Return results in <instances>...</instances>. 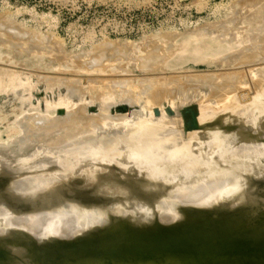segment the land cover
I'll use <instances>...</instances> for the list:
<instances>
[{"label":"rangeland","instance_id":"1","mask_svg":"<svg viewBox=\"0 0 264 264\" xmlns=\"http://www.w3.org/2000/svg\"><path fill=\"white\" fill-rule=\"evenodd\" d=\"M254 2L256 4L255 6H253ZM249 3H252L253 5ZM248 21L250 24L248 23ZM242 25L244 27H242ZM0 31V36L6 33L11 34V37L15 38L13 39L14 41L8 38L6 39L7 41L0 39V68H2L0 69V77H2L3 79V75L5 73V78L3 79L5 80L6 78H9L6 73L14 70L13 77L17 74V76H15L14 78H17L19 80V82L18 80H15L14 86L11 87L14 89L10 88L8 90H4V92L2 88H0L1 136L3 138V141L6 142L9 139H15V141H18L20 136L22 135L20 138L21 141L19 140L20 142H16L15 147L17 148L14 147L15 149H18L15 151L16 154L11 152L7 154L6 158L0 155V164L3 165H0V207L5 205L8 208V213H5L3 215L0 214V229L3 227L7 228L8 230L15 228V224L12 223L11 220H9V216H12L13 214V216H15V214L20 215V213L22 212H36L43 207H50L53 204L52 199L53 193L55 192L57 194H60V198L64 203H61L62 206L60 204L61 207H63V205L65 204L72 203L76 205L79 203V205L76 206H79L80 208L86 206L87 209L86 207L83 208L86 211H88L90 208L91 211L89 210V213H91L93 209V212L91 213L93 216L82 222L81 227H79V233H77L78 236L74 239H67L66 236L63 239L64 235L60 236L62 234L61 224L57 222L54 223V225L47 227L46 231H48L50 235H45L43 237L44 239L35 237L31 233V228L28 227H26L25 229H21V231L19 232H12L10 230L8 232L6 231L3 234L0 233V247L5 248L8 251L7 256H0V264H173L170 258L171 252L166 248L168 246H172L175 248L185 247L180 255H183L185 257L186 255H184L183 252L185 250L190 251L191 255L190 253L187 254L188 257L190 256V260L194 259L195 261L197 259L195 262L193 261L194 264H198L199 262V264H235L238 260L242 259L245 256L252 263L264 264V248L262 250L250 249L252 247H255L254 244L256 242V244H258L259 240L264 237V132H262L264 131V114H260L264 113V111L260 112L264 110V106L263 104H260L259 106V104L255 102V97L259 95H256L257 93H259V89H256L257 87L254 84L250 73V70H252V66L253 68H255L254 65H258L256 66L257 68L264 65V58L260 59L259 61L255 59L256 55L253 53L255 52L257 54L256 51L258 50L247 52L248 54L251 53V55H254H248L249 57L245 56L244 51H239V53L238 51L236 52V49H239V46L237 45H239L240 43L244 42V44L242 43L239 50H241V48L245 46L243 50L245 49L246 51V47H250L249 44L253 41H256L254 40V36L259 34L257 35L259 38L263 37L260 35H264V0H0ZM20 31L21 33H19ZM239 35L242 36L241 38L243 39V41L239 40L241 39L238 38L240 37ZM248 36L249 38H253V41H251ZM186 39L188 40L187 42H190L185 43ZM191 39L193 40L192 43ZM245 39H247V41ZM9 40L13 41L14 46L12 45V43L9 44ZM230 40L233 44L229 45V48L227 44ZM248 40L251 42H249ZM3 41H5V43ZM17 41L18 45L16 43ZM259 41L261 40H258L257 42ZM226 42L228 43L226 44ZM246 42H249L248 45L246 44ZM219 43L220 47H217ZM221 43L223 47L221 46ZM183 44L185 46L186 44H188L189 46L187 45L186 47H183ZM46 45L48 47H46ZM118 45H120V47ZM211 45H216L213 46V48L216 50H209V48L212 47ZM226 45L228 48H225ZM231 46H235V48L233 49V47ZM50 48L55 51H51ZM96 48L101 53H97L98 50ZM106 48L108 51L106 50ZM153 48L157 51H155ZM178 48L179 50H182L179 51L177 50ZM188 48L190 49L188 50ZM218 48L219 50L218 52H216ZM220 48H223L225 50H222ZM49 49L51 52L48 51ZM122 49H125L126 52H124L125 50L122 51ZM230 49L233 53H231ZM176 50L177 53L175 52ZM203 50H206V52L208 53L211 50H214L216 58L214 57V54H209V56L207 53L208 56L204 55L206 52ZM228 50H230L229 53H231L232 56H230L231 54L227 52ZM113 51H117L116 54ZM223 51L225 52L224 55L222 54ZM234 51L236 53H234ZM91 52L95 53L92 54ZM102 52L105 55L107 53L106 56L109 55L108 57H112V59L109 60V58L106 57L107 61L109 60L108 62L105 59L106 63H99V66L97 63L95 64L93 62L95 64L94 65L92 63V57H94L95 55L99 57L100 54H103ZM151 52H156L160 57L162 56V58H160L161 61L159 59H156L160 62L156 63V61H153L151 62L152 64H149V66L153 64H159L157 65L158 67L155 66L156 69L152 68L154 67L153 65L151 67L152 70H146V67H144V70L142 68V65L139 66V64L141 63L140 56L143 57V55L146 56V54L148 56V54H150ZM96 53L99 55H97ZM241 53L243 54L239 58V55ZM180 54L183 56V58ZM200 54H202L203 56H201ZM236 54L238 56V59L240 60L234 58ZM163 55L165 56V58L163 57ZM227 55L230 57V60L225 59L227 58ZM200 56L203 57L204 60ZM205 56L207 58H205ZM250 56L252 58L255 57L254 59L257 63L254 59V61L251 60L252 58H250ZM218 57H220L221 60ZM241 57H243V59L250 58V61H252L253 63L251 62L250 64V61H248L247 59L246 60L248 62H245L246 60L241 61ZM180 58H182L183 60ZM233 58L234 60H232ZM162 59H169L167 60L169 65L174 64L175 62L177 65L174 64L173 66H170L172 67L170 68L167 61L164 60L163 62ZM179 60L180 62H178ZM240 61L241 63H244L241 64ZM259 63H263V65H259ZM238 70L245 71V75L243 74L242 77L246 76L247 79L243 78V81L245 79L247 81L245 80V82H243L241 80L242 78L240 79L242 82L240 83L244 84L241 87V85L238 83L240 85L238 87L239 89H237L236 91L235 88V91L237 92V99L235 98L236 102H234V99L232 100V102L238 105L242 104V106H244L245 108L246 106L250 109L256 107V110L255 108H253L255 110V114L252 113L253 117L249 115L250 113H248L247 111L246 113L243 112L244 115L241 116L240 114L242 112H240L239 115L238 112H233V116L231 117V119L229 118L232 113L228 115L229 117H227L226 115L225 118H223L225 123L227 120L226 125L225 123L223 124V121L218 125H216V123L209 122L208 126L210 129H206L205 131H203L204 135H202L201 133L202 137H199V141H196L197 145L195 144V142L193 143L194 145L192 144L193 146L190 145V147H188V145H186L188 148H185L189 152H187L186 154L182 151L184 153L183 154L182 152H180L182 155L178 153L180 157H178L179 155L176 156V151H174L172 148L170 149V147L168 146L170 143H167L165 145L162 142L166 147H169V151L168 149H162L163 147H165L164 145L163 147H159V149L163 150L165 153L157 151V147L156 149L154 148L157 143V139L156 143L154 142L155 145L149 149L150 151H146L147 154H145L146 152H144L143 150H140L141 152L138 151L139 147H143V144H141L144 143L143 141L145 138L143 136L145 135L147 137L148 132L143 131V134L141 132L140 136L139 134L136 135L134 138L138 140H135L133 136H130L131 133L129 135V133L127 132L132 130L133 126L137 127V125L145 124L146 121L148 122V120L144 121L143 118L146 119L145 116L148 115V118L156 116L155 118L160 119V115L162 116L166 106V112L168 111L169 113H171L173 117L176 114V118L178 117L182 120L180 124L177 123L172 126H180L183 129L189 128L190 131H192V128H196L198 130L199 128H201V125L199 124L198 119L197 122L199 126L198 124H196V120L194 121V116H196V118L198 117L197 113L200 112L199 108L202 103L199 104L200 101L197 97H199V94L202 95L203 91L205 94L206 90H208V87L210 86L209 82H206V80H204V77L201 78L202 76L200 74L204 75L205 73H207L205 74V77L206 75H209V77L210 75L217 77V75L220 74V77H214L216 80H218V78H221V75L224 72H227L224 74H228V71H234L235 73H237ZM2 71H4V73ZM188 74L191 75V80L186 79ZM196 74H198V76L202 80H204V83L199 77V81H197ZM158 75L162 78L161 80H166L161 81L160 78L157 77ZM192 75L196 76L193 77ZM235 75L233 76L234 79L236 77ZM143 76L144 78H149V76H152L154 78L156 77L160 80L159 83L162 82V84H166L167 87L172 81L169 80L168 82V76H175V79L180 76L178 81H180L181 79V84L183 83V86L180 85L181 88H178L180 86H176L178 85L176 83L180 84V82H177V79H174V83H172V81V85L170 84L169 86H175V88H173L174 90L172 91L173 93L174 91L176 93H174V96L173 93L169 94L167 96V99L164 98L163 100V102H167L169 105L162 102V107L160 106L161 104H157V106L155 105V108L149 109V112L148 108L144 107L146 106V103H142L145 101L144 96H142V94L140 93V88L134 91L135 93H137L136 96L133 97H135L136 99L142 97L143 100L141 101V99H131L135 102L134 105L133 102L129 100L132 94L130 96H128L129 94L125 95L129 97H125L126 100L118 96L117 98H121L124 100H122V102L121 99H118V101H116V96L114 97L116 99H114L115 101L113 100V98L110 99V101L108 102L110 103L113 100L112 102L114 105H112L111 102L110 104L112 106H110L109 103H107L106 106L110 107V109L108 108V111L111 116H114L115 114H122L129 119L134 118L129 123H132V121L135 120L133 123H137V125H133L132 123L133 126L130 127L131 129L129 128L130 130L126 131V129L130 125L129 123L126 127L122 122L118 121L116 122V126L115 122L113 121L114 125L116 126L115 127L112 124V120H110L107 123L112 124V126L114 127V129L113 127L112 129L114 131L110 130L111 127L109 125L111 124H108L107 127L105 125L104 129L95 128L91 133V136L93 137L88 139L86 138L90 143L87 144L86 142L88 141L84 139L86 142H82L83 148H79L80 146L82 147V145L75 147L73 144L74 150H72V146H68L71 148L70 151L68 150V147L66 148V146H63L62 149L51 148L42 140H40L38 136L32 137V139L29 138L30 136H26L25 132H29V129L27 128L29 124L39 126L35 122L33 117L36 119L44 118L42 117L43 115L40 116V114L42 113L45 116V114L47 113L46 111L48 110L47 107H50V109L54 112H52V118H55L57 116H66L67 112L70 110V108H68V101H72L70 104L72 107H80L84 105L87 106V108H85L88 114H97L101 112V107L103 105L102 102L101 104H99L101 100H98L97 96L108 89V86L102 85L105 80L107 81L110 79L113 80L120 78H129L132 79V81L134 80L132 84L136 87H133L137 88L140 83L139 81L137 82V79H139V77L142 78ZM237 76L239 77V72L237 73ZM182 77H184L187 81H182L184 79H182ZM188 78L190 79V76ZM75 80L78 82L74 83ZM190 82L192 84H190ZM195 82H200L199 85H201V87L198 85V83H196V85ZM16 83L20 84L18 85ZM207 83L209 85H207ZM162 84L160 83V85ZM203 84L205 85L203 86ZM164 85L162 87L166 86ZM74 86L77 87L75 88ZM140 86L141 85H139V87ZM119 87L121 88L120 85ZM182 87H185L186 89L187 87H191L192 89L196 87L195 90L199 94L195 95L196 92H194L191 88L187 89V92L189 90H192L191 93L193 94L191 95H193V98L191 97L190 92H188L189 94L185 92V98H189V101L188 98L186 99L187 101L183 99L186 103L185 104L182 100V98L185 96V93L182 94L180 90L183 89ZM206 87L208 89H206ZM178 89L182 95L177 92ZM199 89L202 91V94L200 93ZM210 90L211 87L208 91ZM135 93L133 95H135ZM178 93L179 95H177ZM170 95L174 97L172 100L177 99L179 101V99L181 98L182 103L180 104V102L175 100L174 103H172V101L170 102V104L168 102L171 101ZM260 95L264 97V94ZM63 96L68 99L66 102L68 103L67 105L65 104L66 99L65 101H63ZM175 96L178 98H176ZM122 97L124 96L122 95ZM69 98H71V100H69ZM60 99H62L63 102L61 101L60 103ZM193 99L199 102L196 103L195 101H193ZM58 100L59 103L63 106L59 103H57V105L60 106L56 105V102H58ZM191 100L193 102H191ZM253 100H255L254 103L256 104V106L255 104L253 106ZM50 101L52 102V104H48V102L50 103ZM54 101L55 106L53 105ZM137 101H140V104ZM164 104L165 106H163ZM175 106L176 108L177 106L179 107L177 109L178 111L175 109ZM258 107H261L263 109H258ZM194 112L196 113L195 115ZM134 113L136 114L134 115ZM187 114L189 115V117ZM256 114H258L259 116ZM185 115L189 119H187ZM191 116L193 117V119ZM237 117H239L237 119L238 121L240 118H245L243 119V121L245 120V123L243 121L241 122L240 119L239 122L241 123L239 124V122L236 120ZM246 118L249 120H247ZM251 118H253V120ZM140 119L143 121H141ZM183 119L185 121H183ZM257 120L259 121L255 122ZM19 121L22 125L26 124L25 126H23L26 127L23 128L24 134H22V131L16 132V129L22 126L18 123ZM150 121L151 120H149L150 125H153L154 122L156 123L155 120L151 122ZM234 121L238 123L236 124L234 123ZM253 121L254 124H256L255 126L253 124ZM247 122H249L251 125ZM68 124L69 123L64 125L67 126ZM221 124L226 127H223V125L221 127ZM241 125L243 127H241ZM169 126L172 127L171 125ZM252 126L254 127L253 129ZM159 127L164 128V124L163 126L160 125ZM106 128L110 129L106 130ZM167 128L168 127L165 126L164 129ZM236 128L240 131L236 130L235 132ZM26 129L27 131H25ZM254 129H257V131H255ZM214 130H218V132L216 133V131ZM250 130L254 131L252 133H249L251 132ZM185 131L187 132L188 129H186ZM259 131L261 135L260 133H258ZM9 132H14V135L10 137ZM61 132L62 131L56 132L55 136H63L64 132ZM218 133L219 135H217ZM229 133L232 134L230 135ZM128 135L132 137V143L129 142L131 139H128ZM227 135L232 138L234 137L237 140L234 138L232 139ZM252 136H255L256 139L253 137V140H250ZM24 138H26V141ZM113 138L116 141H112V143L110 140H112ZM38 139L39 141H37ZM227 139L230 140L227 141ZM22 140L24 141V143L22 142ZM213 140H215L214 145ZM105 141L108 143V145L107 143H105ZM109 141L112 143V145L111 143H109ZM161 141L163 140L161 139ZM91 142L93 143L95 148L99 147V149L95 150ZM203 142L204 144H202ZM242 142L248 145L250 144L248 142H251L252 145L250 144L249 146H245L243 149H241L243 145ZM20 143L23 144V146L21 145L22 147L20 146ZM84 143H86L87 145L84 146ZM114 143H116V146L114 145ZM158 143L161 144L160 140ZM158 143L156 146H158ZM261 144H263V146ZM195 145L196 147H198L197 149L196 147H194ZM18 146L22 148H20V150L22 151H19ZM160 146H162V144ZM107 147H112V149H107ZM215 147H217L218 149ZM232 147L236 149L234 150L232 149ZM248 147V152L252 150L249 152L250 154L247 152V150H245ZM14 148H12V151L15 150ZM151 149L154 151L153 153ZM166 150L168 151V153L171 152L170 150L176 152V155L173 153V155H175L176 157L171 155V158L169 156L170 159H167L168 156ZM179 150L181 151V149ZM259 150H262L263 153ZM95 151H97L96 154ZM142 151L144 152V154L142 153ZM241 151H243V153H241ZM118 152L121 153L119 154ZM137 152L139 156L137 155ZM251 152H253L254 155ZM155 153L160 154L156 155ZM203 153H205V155ZM131 154L134 156H132ZM164 154L167 157L164 156ZM227 154L230 158L227 157ZM8 155L10 157H8ZM109 155L112 156L111 159L109 158ZM151 155H153V157ZM214 155L217 156L214 157ZM252 156L254 159L252 158ZM172 157H175L173 158L174 160L172 159ZM184 158L187 159L185 160ZM194 159H196V161ZM152 160L154 161V163ZM160 163L162 164L160 165ZM195 163H197V166L194 165ZM201 165H203V167ZM195 166L198 169L194 168ZM234 170L236 173L239 172L238 175L233 172ZM213 173L215 175L218 173L216 176H220L221 174L226 175L234 173L236 177L240 178L241 176L244 178H240L242 179L240 180L236 179L235 177L234 182L232 181V183H230L231 185L229 186H234V189H229L230 191L232 189V192H235V194L233 193L230 195V193L227 192L228 195L224 194V196L220 198V201L222 200V198L224 199L221 202L218 200V202L215 203L214 206H212L213 208L211 207L210 209L201 210L195 206L194 208H192V206L189 205H185V207L188 206V208H185L183 207V204L178 202V192L180 191V189H182L181 193H183L186 191L183 187L187 189L192 186H197L206 181L207 178L210 179L211 177H214ZM62 174L63 177H61ZM29 175L31 176L29 177ZM41 175H49L50 177L54 176L52 177L53 179L57 177L55 185L53 184V181L56 179L52 180L51 182L53 186H51L50 188L52 189L49 188V185L48 187H46L45 191L42 190V192H40L38 190L37 194L35 193V195H33V192L31 193V191L28 190L27 193H24V191L26 190L23 191L22 189H20L23 192L19 191L16 182L19 183L21 181H24L25 179L27 180L29 178L41 177ZM254 175L257 176L254 178ZM245 178L248 183L245 181ZM201 179L203 181H201ZM91 180H93V182ZM242 186L246 187L242 188ZM105 187H107L109 190H107V188ZM113 187L115 188L113 189ZM239 189L242 191H239V193H237ZM254 189H256L257 191ZM80 193L85 194L84 198H80ZM133 199L136 200L133 201ZM228 201L231 203H229ZM139 202L141 203L140 206ZM111 203H113L114 205ZM169 203L180 205H175L177 207L175 208L176 214H181L180 209L182 210V208H184L181 212L184 213L185 209H187L186 211H188L189 209L190 215L188 214L189 216L185 219H179L178 221H176L177 223L175 222L165 227V225L159 223V215H161L163 211H165V206H169ZM223 203H225V205ZM144 204L145 206L149 205L150 209L153 208L151 214L153 213L152 216L155 217V221L153 219V221L151 220L149 222H141L144 218V211H136V209L137 205L141 208L144 206ZM130 208H132V210ZM100 209H102L103 211ZM176 209L179 210L178 213ZM191 211H193V214L191 213ZM224 211L228 212L223 213ZM121 212H124V214H122ZM214 213H216V215H213ZM221 213L222 216H219L221 215ZM121 214L123 217L121 216ZM191 214L194 215L193 219ZM104 215L105 222H109V224H97L100 223L97 220L102 221L104 219L102 218L104 217ZM132 217H135L134 220ZM140 217L142 219H140ZM141 223L143 226L140 225ZM165 228H168L171 232L162 234V229ZM58 232H61L60 235L58 234ZM57 236L60 238H58ZM153 240H157V242H155L152 248L137 250V248L132 247L134 243L141 242L142 244H146V242H151ZM161 245L166 247L160 248L159 246ZM119 247L121 248L122 253H118L120 252L118 250ZM199 247H204V249L202 250ZM200 256L202 257L200 258ZM182 260L184 259L177 258L178 263H180ZM190 262L192 261H188V263Z\"/></svg>","mask_w":264,"mask_h":264},{"label":"bare ground","instance_id":"2","mask_svg":"<svg viewBox=\"0 0 264 264\" xmlns=\"http://www.w3.org/2000/svg\"><path fill=\"white\" fill-rule=\"evenodd\" d=\"M249 4H252V3H249ZM253 5V4H252ZM256 4H255V2H254V5L253 6H255ZM249 9V8H248ZM246 12H247V10H246ZM251 14H252V12H251ZM242 15V14H241ZM249 15V14H248ZM250 18V17H249ZM242 19H243V17H242ZM241 19V20H242ZM241 23V22H240ZM248 23H249V21H248ZM250 24V23H249ZM242 27H244L243 25H242ZM247 27V26H246ZM249 28V27H248ZM251 28V27H250ZM20 29V28H19ZM215 29H216V26H215ZM21 30V29H20ZM23 30V29H22ZM228 30V29H227ZM235 30H238V29H235ZM254 30V29H253ZM24 31V30H23ZM234 31V30H233ZM240 31V30H239ZM212 32V31H211ZM260 32V31H259ZM0 33H1V31H0ZM19 33H21V31L19 32ZM231 33V32H230ZM244 33V32H243ZM247 33V32H246ZM255 33V32H254ZM258 33V32H257ZM241 34V33H240ZM257 35H259V34H257ZM254 36L255 38H254V40H256V41H253V38H249V36H248V38L249 39H251V41H253L252 43H250L249 44V46L250 47H248L247 45H248V43L249 42H251V41H249V42H246V51H245V49L243 50V48L245 47V46H243L242 48H241V50H239L240 49V47H241V45H242V43L244 44V42H242V43H240L239 45H237V46H239V49H236V52L238 51V53H239V51L240 52H242V51H244L245 53V56L246 57H249L248 55H251V53H247V52H251V51H256V50H258V51H256L257 52V54L254 52H252L253 54H255L256 56V58L255 57H251V56H254L253 54L250 56V58H252L251 60H253L254 58L257 60V61H259L260 59H262V58H264V35H260V36H263L261 39L258 37V36ZM225 36V35H224ZM240 36V35H239ZM252 36V35H251ZM175 37V36H174ZM196 37H197V35H196ZM198 37H199V35H198ZM237 37V36H236ZM242 36H240V37H238V38H241ZM247 37V36H246ZM245 37V38H246ZM257 37V38H256ZM11 39V40H13V39H15V38H12L11 37V34H6V33H4V34H2V36H0V39L1 40H5V41H7L6 39ZM237 38V39H238ZM244 38V37H243ZM247 38V39H248ZM259 38V39H258ZM247 39H245L246 41H247ZM11 40H9L8 42H9V44H11L12 43V45L14 44L13 43V41H11ZM16 40H17V38H16ZM110 40V39H109ZM239 40H241V41H243V39L241 38V39H239ZM244 40V41H245ZM258 40H261V41H259V42H257ZM5 41H3L4 43H5ZM114 41V40H113ZM188 40L186 39V42L185 43H189V42H187ZM195 41V40H194ZM196 41H197V39H196ZM231 41V40H230ZM230 41H228V42H226V44L229 46V45H232L233 43H232V41L230 42ZM240 41V42H241ZM193 42V40L191 39V43ZM17 43V45H18V41L16 42ZM28 43V42H27ZM184 43V44H185ZM0 44H1V41H0ZM183 44V47L185 46ZM234 44H235V42H234ZM31 45V44H30ZM188 44H186V46H187ZM220 45V43L217 45V47H220L219 46ZM227 45H226V47L225 48H228L227 47ZM14 46V45H13ZM113 46V45H112ZM119 47H120V45H118ZM185 46V47H186ZM189 46V45H188ZM192 46V45H191ZM190 46V47H191ZM212 46V45H211ZM213 46H216V45H213ZM213 46L211 47V48H209V50L210 49H214L213 48ZM221 46H222V43H221ZM225 46V45H224ZM34 47V46H33ZM43 47H45V46H43ZM46 47H48L47 45H46ZM50 47V46H49ZM105 47V46H104ZM116 47V46H115ZM125 47H126V45H125ZM128 47V46H127ZM151 47V46H150ZM158 47V46H157ZM193 47V46H192ZM223 47V46H222ZM231 47H233V46H231ZM35 48V47H34ZM37 48V47H36ZM159 48V47H158ZM180 48H182V47H180ZM229 48H230V46H229ZM235 48V46L233 47V49ZM238 48V47H237ZM44 49V48H43ZM51 49V48H50ZM50 49L48 50V51H50ZM54 49H55V47H54ZM97 49V48H96ZM101 49H102V47H101ZM126 49V48H125ZM124 49V50H125ZM147 49H148V47H147ZM154 49V48H153ZM185 49V48H184ZM190 48H188V50H189ZM208 49V48H207ZM206 49V50H207ZM220 49H222V50H225V49H223V48H220ZM98 50V49H97ZM104 50H105V48H104ZM106 50H107V48H106ZM117 50V49H116ZM123 49H122V51H124ZM155 50V49H154ZM167 50V49H166ZM177 50H179V48L177 49ZM177 50L175 51L176 53H177ZM182 49H180L179 51H181ZM187 50V51H188ZM206 50H203V51H205L206 52ZM214 50H216V49H214ZM214 50H211L209 53L208 52H206L204 55H206V56H208L209 54L210 55H213L215 52H214ZM218 50H219V48L217 49V51L216 52H218ZM221 50V51H222ZM231 50V49H230ZM230 50H228L227 52L229 53L230 52ZM51 51H55V50H52L51 49ZM50 51V52H51ZM95 51V50H94ZM108 51V50H107ZM121 51V50H120ZM148 51V50H147ZM152 51V50H151ZM155 51H157V50H155ZM185 51V50H184ZM220 51V52H221ZM49 52V53H50ZM104 52V51H103ZM102 52V53H103ZM109 52H110V50H109ZM113 52H115V51H113ZM117 52V51H116ZM116 52H115V54H116ZM124 52H126V50L124 51ZM235 51H234V53H236ZM48 53V52H47ZM56 53H57V51H56ZM92 53V52H91ZM93 53H95V52H93ZM92 53V54H93ZM97 53H101V52H99V50L97 51ZM96 53V54H97ZM105 53V52H104ZM100 54V56L98 57V56H94V57H92V63L94 62L95 64L97 63L98 65H99V63H104L105 62V59H106V61H107V58H109V60H111L112 59V57H108V56H106L107 55V53H106V55L105 54ZM182 53H184V52H182ZM203 53V52H202ZM207 53H208V55H207ZM224 51L222 52V54L224 55ZM231 53H233L232 52V50H231ZM231 53H229V54H231ZM246 53H247V55H246ZM222 54H221V58H222ZM242 54L243 53H241L240 55H239V58H240V56H242ZM97 55H99V54H97ZM114 55V54H113ZM112 55V56H113ZM181 55V54H180ZM201 56H203L202 54H200ZM209 55V56H210ZM219 55V54H218ZM226 55V54H225ZM146 56H147V54H146ZM146 56H144L143 55V57L142 56H140V62L142 63H140L139 64V66L140 65H142L143 67V69H144V67H146L145 69L146 70H152V68L153 69H156L155 68V66L156 67H158L157 65H159V64H153L154 65V67H152L153 65H150L149 66V64L151 63V62H155L156 61V63L157 62H160L161 60H160V58H162V56L160 57L159 56V54L158 53H156V52H151L150 54H148V56L146 57ZM200 56V57H201ZM205 56V58H207ZM230 56H232V54L230 55ZM235 56V55H234ZM236 56H237V54H236ZM234 57L235 59L237 58V60H240V59H238V56L237 57ZM244 56V55H243ZM62 57V56H61ZM107 57V58H106ZM163 57L165 58V56L163 55ZM181 57L183 58V56L181 55ZM214 57L216 58V55L214 54ZM224 57V56H223ZM116 58V57H115ZM134 58V57H133ZM137 58V57H136ZM135 58V59H136ZM143 58V59H142ZM171 58V57H170ZM169 58V59H170ZM182 58H180V59H182ZM202 59H203V57H201ZM214 58V59H215ZM218 58H220V57H218ZM221 58H220V60H221ZM230 57L227 55V58H225V59H228V60H230L229 59ZM232 58V57H231ZM234 58L232 59V60H234ZM242 58V60L241 61H244V60H246V59H243V57H241ZM245 58V57H244ZM250 58H248L247 60L248 61H250ZM62 59V58H61ZM117 59H119V58H117ZM134 59V60H135ZM156 59H159V60H156ZM169 59H162L163 60V62H164V60H169ZM254 59V60H255ZM108 60V61H109ZM183 60V59H182ZM201 60V59H200ZM204 60V59H203ZM236 60V61H237ZM245 61V62H248V61ZM253 60V61H254ZM256 60H255V62H256ZM80 61V60H79ZM107 61V62H108ZM174 61V60H173ZM207 61V60H206ZM241 61H240V63H241ZM263 61H264V59H263ZM262 61V62H263ZM178 62H180V60L178 61ZM183 62V61H182ZM181 62V63H182ZM222 62V61H221ZM223 62H224V60H223ZM228 62V61H227ZM251 62L252 61H250V64H251ZM93 63V64H94ZM106 63V62H105ZM138 63H139V61H138ZM167 63H168V61H167ZM170 63H172V62H170ZM181 63H179V64H181ZM242 63H244V62H242ZM241 63V64H242ZM253 63V62H252ZM257 63V62H256ZM94 64V65H95ZM152 64V63H151ZM174 64H176V62L174 63ZM174 64H170L169 65V63H168V65H169V67L170 66H173ZM178 64V65H179ZM223 64V63H222ZM261 63H259V65H260ZM177 65V64H176ZM237 65V64H236ZM240 65V64H239ZM245 65V64H244ZM261 65H263V63L261 64ZM100 66V65H99ZM256 66H258V65H256ZM256 66L254 65V67L255 68H253V66L251 67L252 68V70H250V73H251V76H252V79H253V81H254V84L256 85V89H259L258 91H259V93H257L256 95H258V96H256L255 97V99H256V101L255 100H253L252 102H253V106H254V101L257 103V104H259V106H260V104L262 105L263 104V106H264V97H262L260 94H264V65L263 66H260V67H257L256 68ZM107 67V66H106ZM152 67V68H151ZM234 67H235V65H234ZM239 67V66H238ZM4 68V67H3ZM123 68V67H122ZM141 68V69H142ZM149 68V69H148ZM151 68V69H150ZM170 68H172V67H170ZM0 69H2V68H0ZM125 69V68H124ZM144 69V70H145ZM241 69V68H240ZM4 70V69H3ZM8 70V69H7ZM102 70V69H101ZM104 70V69H103ZM9 71V70H8ZM14 71V70H13ZM13 71L11 70V71H9V72H7L6 74L9 76V78H6L5 80H3L4 78H5V73H4V71H2L3 73H4V75H3V79H2V77H0V88H2V90L4 91V90H8V89H10L11 87H13L14 86V82H15V80H18L17 78L15 79L14 77L15 76H17V74L13 77ZM125 71V70H124ZM129 71V70H128ZM222 71H224V70H222ZM234 71H236V70H234ZM234 71H230V72H234ZM244 73H243V72ZM242 71H237V73L239 72V77L237 76V73H230L229 71H228V74H224V73H227V72H224L222 75H221V78H218V80H220V81H218V80H216L214 77H216V76H212V75H210V77H209V75L207 76L206 75V77H205V74H207V73H205L204 75H202V74H200L202 77L201 78H203L204 77V80H206V82H209V84H210V86L208 87L209 89H210V87H211V90L210 91H208L209 89L206 87V89H208V90H206L205 88V90H206V92H208V93H206L205 92V94H204V91H203V94L201 93L202 91L200 90V93L203 95H200L196 90H195V88H191V87H187V89H192L194 92H196L195 93V95L196 94H199L198 96L199 97H197L198 99H199V104L200 103H202L201 104V106H200V108H199V111L200 112H198L197 114H198V117L196 118V116H194L195 117V119H194V121L196 120V124H198V122H199V124L201 125L200 127L201 128H199L198 130L196 129V128H192L191 130L192 131H190V129L189 128H185V129H183L182 127H180V126H172V125H174V124H180L181 122H182V120H181V118H176V114H175V118L171 115V113H169L168 111L166 112V106H165V104L167 103H165V102H163V100H164V98H166L167 99V96L169 95V94H172L173 93V91L172 90H174L173 88H175V86H169L170 84L172 85V83H174V79H175V76L173 77V76H171V77H169L168 76V82H169V80L172 82H170L169 83V85H168V87H167V85L165 86L164 84H162V82H160L162 85H160V83H159V81L162 79L161 77H159V75L157 76L158 78H160V80L158 79V78H154V77H150L149 76V78L147 77V78H144V76L142 77V78H140L139 77V79H137V82L139 81L140 83H139V85H141L140 87H139V85H138V87L137 88H134V87H136V86H134L133 84H132V82L134 81H132V79H129V78H127V79H125V78H120V79H113V80H111L110 78H108V79H110V80H105L104 82H103V86H108V89L106 90V91H104V92H102V93H100V95H98L97 96V99L99 100H101L100 101V103L99 104H101V102L103 103V105H102V107H101V112H99V113H97V114H93V115H90V114H88L87 113V111H86V108H87V106H80V107H76V106H71L70 104H71V102L72 101H68V103H69V106H68V108H70V110L67 112V114H66V116L65 117H62V116H57V117H55V118H52L53 117V111L50 109V107H47L48 108V110L46 111L47 113L45 114V116H44V114H40V116L41 115H43L42 117H44V118H34L33 117V119L35 120V122L39 125V126H35V125H33V124H29L28 126H27V128L29 129V132H27V133H29V134H27L26 132H25V134H26V136L28 135V136H30L29 138H31L32 139V137H35V136H38L39 138H40V140H42L45 144H47L49 147H51V148H55V149H62L63 148V146H66V148L68 147V146H72L71 148H73V144H74V146L75 147H78V146H80V145H82V147L80 146L79 148H83V141L84 142H86V141H88L87 139L88 138H91V137H93V136H91L92 134V131H94V129L95 128H101V129H104V127H105V125H106V127H107V125L108 124H111V123H107L108 121H110V120H112V124L114 125V123H113V121L115 122V125H116V122H118V121H120V122H122L126 127L128 126V123L129 122H131V120L132 119H134V118H132V119H129L128 117V119L125 117V115L123 116L122 114H120V115H114V116H111L110 114H109V111H108V108L110 109V107H107L106 105H107V103H109L108 101H110V99H112L113 98V100L115 99L114 97L116 96V101H118V99H121V98H124L125 100H126V98L125 97H127V98H129L128 96H130L131 94V98L129 99L130 101H132V100H138V99H141V101L143 100L142 99V97H140V98H135V97H133V96H136V93L134 92V91H136V89H138V88H140V93L142 94V96H144V101L145 102H142V103H146V106H144L145 108L147 107L148 108V112H149V109H153V108H155V105L157 106V104H161L160 106L162 107V104L163 103H165L163 106H165V111H163L164 113L162 114V111H161V114H162V116L160 115V119L158 118H155L156 116H154V117H151V118H148V115L147 116H145L146 117V119L145 118H143L144 119V121L145 120H148V122L146 121L145 122V124H142V123H139V124H142V125H137V123L135 124V123H133L135 120H133L132 121V123H133V125H137V127H135V126H133L132 125V123H129L130 125H129V127L126 129V131L127 130H130L131 128V126H133V128H132V130H130L129 132H127V133H129V135H130V133H131V135L130 136H133V138L136 136V135H138L139 134V136H140V134H141V132H142V134H143V131H147L148 132V135H147V137L144 135L143 137L145 138L144 139V143H141V144H143L142 146L143 147H141V148H143V149H141L140 147H139V152H141L140 150H143L144 152H146V151H148L151 147H153L154 145H155V143H156V139H157V143L159 142V140H160V143L162 144V146H160L161 144H159L158 143V146H156L157 145V143H156V145L154 146V148L156 149V147H157V151H159V152H163V153H165L163 150L164 149H168V151H169V147H170V149L172 148L174 151H176L177 152V155H176V152H174V151H172V150H170L171 152H172V154H171V152L170 153H168V151L166 152L167 153V156L164 154V156H166L167 157V159H170L171 158V155L172 156H178L179 154L178 153H180V152H184V153H186L187 154V152H189L185 147H187L186 145H188V147H190V145H192L194 142H195V144H196V141H199V137L201 138L202 136H201V133H202V135H204L203 133V131H205L206 129L208 130V129H210L209 128V122H212V123H216V125H218V124H220L222 121H223V124L225 123L224 122V120H223V118H225V116L227 115V117H229L228 115H230L231 113H232V115L230 116V118L229 119H231V117L233 116V112H238V115L240 114V112H245L246 113V111L248 112V113H250L249 115H251L252 116V113L253 114H255V110H256V107H253V108H255V110L252 108V109H250L249 107H247L246 106V108L244 107V106H242V104L241 105H238V104H235V103H233L232 102V100L234 99V102H236L235 101V98H236V94H237V89H239L238 87L241 85V87H242V85L244 84H241L242 82H241V80L243 81V78H246V76H244V77H242L243 76V74L245 75V71L244 70H242ZM16 72V71H15ZM242 72V73H241ZM249 72V71H248ZM129 73V72H128ZM213 73V72H212ZM215 73V72H214ZM218 73V72H217ZM222 73V72H221ZM247 73V72H246ZM250 73H249V75H250ZM123 74H124V72H123ZM126 74V73H125ZM180 74V73H179ZM197 75V81H199V79H198V74H196ZM196 75H194V76H196ZM217 75V74H216ZM236 76L235 77V79L233 78V76ZM248 75V74H247ZM8 76H6V77H8ZM182 76V75H181ZM190 76V79L188 78ZM193 76V75H192ZM193 76V77H194ZM212 76V77H211ZM133 77V76H132ZM146 77V76H145ZM164 77V76H163ZM192 77V78H193ZM217 77H220V74L219 75H217ZM216 77V78H217ZM249 77V76H248ZM107 78V77H106ZM137 78V77H136ZM179 78H180V76H178L176 79H177V82H180V84L179 83H176V84H178V85H176V86H183V83L181 84V79H180V81H178L179 80ZM184 77H182V79H183ZM200 78V77H199ZM200 78V79H201ZM242 78V79H241ZM96 79V78H95ZM175 79V80H176ZM187 80H191V75H189L188 74V76H187V78H186ZM185 78L182 80V81H184V80H186ZM241 79V80H240ZM247 79V78H246ZM245 79V80H246ZM55 80H57V79H55ZM64 80V79H63ZM67 80V79H66ZM77 80V79H76ZM75 80V82L74 83H76V82H78V81H76ZM78 80H80V79H78ZM164 80H166V79H164ZM164 80H161V81H164ZM186 80V81H187ZM202 80V79H201ZM204 80H202V82L204 81ZM245 80L243 81V82H245ZM249 80V79H248ZM61 81V80H60ZM247 81V80H246ZM18 82H19V80H18ZM65 82V81H64ZM80 82V81H79ZM167 82V83H168ZM201 82V81H200ZM199 82V83H200ZM241 82V83H240ZM20 83H22V82H20ZM20 83H16V84H20ZM135 83H136V81H135ZM165 83H166V81H165ZM196 83H198V82H195V84ZM199 83H198V85H199ZM204 83V82H203ZM240 85H239V84ZM185 84V83H184ZM190 84H192L191 82H190ZM202 84V83H201ZM208 83H207V85H209ZM246 84H247V82H246ZM245 84V85H246ZM119 85L121 86V88L119 87ZM165 86V87H162V86ZM174 85V84H173ZM188 85V84H187ZM197 85V84H196ZM205 84H203V86H204ZM237 85V86H236ZM250 85H252V84H250ZM120 88H118V87ZM134 86V87H133ZM181 86L180 87H178V88H181ZM186 86V85H185ZM190 86V85H189ZM192 86V85H191ZM200 87H201V85H199ZM33 87V86H32ZM75 87V86H74ZM77 87V86H76ZM75 87V88H76ZM251 87V86H250ZM79 88V87H78ZM177 88V87H176ZM183 88V87H182ZM199 88V87H198ZM235 88H236V91H235ZM11 89H14V88H11ZM80 89V88H79ZM135 89V90H134ZM183 89H184V91H183ZM183 89H180L181 90V93L183 94V93H185V92H187L186 90V88L184 87ZM1 90V91H2ZM82 90V89H81ZM81 90H78V91H81ZM192 90H189L188 92H190V95L191 94H193V93H191V91ZM198 90V91H199ZM138 91V90H137ZM171 91V92H170ZM183 91V92H182ZM257 91V92H258ZM5 92V91H4ZM7 92V91H6ZM170 92V93H169ZM177 92H179V89H178V91ZM187 92V93H188ZM236 92V93H235ZM240 92V91H239ZM77 93H79V92H77ZM135 93V95H133ZM140 93H138V94H140ZM174 93H176L175 91H174ZM174 93H173V96H174ZM180 93V92H179ZM179 93L177 94V95H179ZM180 93V95H182ZM255 93H256V91H255ZM124 96V97H122V95ZM129 94V95H128ZM137 94V95H138ZM189 94V93H188ZM188 94H187V96H188ZM125 95H128V96H125ZM185 96L183 97V96H181V97H183L182 98V100L184 99L185 101H187L186 99L188 98H185L186 97V93L184 94ZM189 95V96H190ZM121 97V98H117V97ZM141 96V95H140ZM171 96V95H170ZM169 96V97H170ZM173 96H171L170 98H171V101H168L169 100V97H168V102L170 103V102H172V103H174L175 102V100H177V99H174V100H172L174 97ZM138 97V96H137ZM145 97H146V99H145ZM176 97V96H175ZM180 97V96H179ZM191 97L193 98V95H191ZM190 97V98H191ZM62 98H64V100L63 101H65V97L63 96ZM68 98V97H67ZM72 98V97H71ZM71 98H69V100H71ZM84 98V97H83ZM176 98H178V97H176ZM191 98V99H192ZM196 98V99H197ZM243 98V97H242ZM241 98V99H242ZM246 98V97H245ZM81 99V98H80ZM91 99V98H90ZM107 99H109V100H107ZM132 99V100H131ZM195 99V98H194ZM193 99V101H195L196 103H198L196 100H194ZM237 99V98H236ZM240 99V100H241ZM67 100L68 99H66V101H65V104L67 105L68 103H66L67 102ZM82 100H84V99H82ZM93 100V99H92ZM95 100V99H94ZM107 100V101H106ZM112 100V101H113ZM114 100V101H115ZM122 100L123 99H121V102H122ZM183 100V101H184ZM61 101H62V99H60V103H61ZM62 101V102H63ZM80 101V100H79ZM111 101V102H112ZM124 101V100H123ZM178 101V100H177ZM185 101H184V103H185ZM188 101H189V98H188ZM192 100H191V102H193ZM110 102V103H111ZM120 102V101H119ZM133 102V105H134V101H132ZM139 104H140V101H137ZM163 102V103H162ZM178 102H180V104L182 103V101H181V98L179 99V101ZM57 103H59V100H58V102H56V105H57ZM59 103V104H60ZM84 103V102H83ZM89 103V102H88ZM109 103V105L110 106H112V105H114L113 104V102H112V105ZM129 103H131V102H129ZM137 103V104H138ZM141 103V104H142ZM48 104H52V102L50 101V103L48 102ZM48 104H47V106H48ZM64 104V103H63ZM171 104V103H170ZM186 104V103H185ZM54 106H55V101H54V104H53ZM52 105V106H53ZM60 105H62V104H60ZM60 105H57V106H60ZM74 105H75V103H74ZM143 105H145V104H143ZM143 105H142V107H143ZM167 105H169L168 103H167ZM173 105V104H172ZM177 105V104H176ZM63 106V105H62ZM174 106V105H173ZM178 106H179V104H178ZM177 106V108H176V106H175V109L177 110L179 107ZM185 106V105H184ZM255 106H256V104H255ZM67 107V106H66ZM75 107V108H74ZM86 107V108H85ZM159 107V106H158ZM169 107V106H168ZM170 107H171V105H170ZM145 108H144V110H145ZM164 108V107H163ZM261 108V107H260ZM259 107H258V109H260ZM55 109V108H54ZM56 109H57V107H56ZM161 109V108H160ZM173 109V108H172ZM174 109V110H175ZM258 109H257V111H258ZM261 109H263V108H261ZM88 110V109H87ZM143 110V109H142ZM178 111V110H177ZM264 110H262V111H260V112H263ZM53 112V113H52ZM140 112H142V111H140ZM145 112H147V111H145ZM152 112V111H151ZM193 112V111H192ZM52 113V114H51ZM169 113V114H168ZM240 114V116L241 115H244V113L243 114ZM48 114H50V115H48ZM119 114V113H118ZM136 113H134V115H135ZM145 114V113H144ZM147 114V113H146ZM151 114V113H150ZM149 114V115H150ZM179 114H181V113H179ZM196 113L194 112V115H195ZM260 114H264V113H260ZM128 115V114H127ZM157 115V114H156ZM171 115V116H170ZM174 115V114H173ZM183 115V114H182ZM188 115V114H187ZM256 115H258V114H256ZM39 116V117H40ZM55 116V115H54ZM123 116V117H122ZM133 116V115H132ZM137 116H138V114H137ZM141 116V115H140ZM193 116V115H192ZM191 116V117H192ZM239 116V117H240ZM247 116H248V114H247ZM259 116V115H258ZM36 117V116H35ZM38 117V116H37ZM182 117V116H181ZM185 117L187 118V119H189L188 117H189V115H188V117L185 115ZM226 117V118H227ZM235 117H236V115H235ZM239 117H237L236 118V120L239 118ZM244 117V116H243ZM253 117V116H252ZM257 117V116H256ZM256 117H254V118H256ZM28 119H31V118H28ZM139 119V118H138ZM153 119V120H152ZM192 119H193V117H192ZM191 119V120H192ZM197 119H198V122H197ZM228 119V118H227ZM234 119V118H233ZM232 119V120H233ZM241 119V118H240ZM240 119H239V121H240ZM243 119H245V118H243ZM243 119H241V122L243 121ZM247 119V118H246ZM252 120H253V118H251ZM250 119V120H251ZM257 119H259V118H257ZM26 120V119H25ZM33 120V121H34ZM141 120V119H140ZM149 120H151V121H156V123L154 122L153 123V125H150L149 124ZM226 120V119H225ZM231 120V121H232ZM235 120V119H234ZM247 120H249V119H247ZM262 120H263V118H262ZM141 121H143V120H141ZM150 121V122H151ZM183 121H185L184 119H183ZM193 121V120H192ZM229 121V120H228ZM238 121V120H237ZM238 121V122H239ZM245 121V120H244ZM243 121V122H244ZM259 120H257V121H255V122H258ZM264 121V120H263ZM262 121V122H263ZM49 122V123H48ZM69 123L67 126L66 125H64V124H67V123ZM238 122H235L234 121V123H238ZM241 122H239V124L241 123ZM19 124H21V122L19 121L18 122ZM107 123V124H106ZM190 123V122H189ZM226 123H227V120H226ZM226 123H225V125H226ZM229 123V122H228ZM234 123H232V124H234ZM245 123V122H244ZM247 123H249V122H247ZM260 123V122H259ZM112 124L111 125H109L110 127H111V129L110 128H108V129H110V130H112V131H114L113 129H114V127L112 126ZM154 124H156V125H154ZM158 124V125H157ZM163 124H164V128H165V126L166 127H168L167 129H164V128H160L159 126L161 125V126H163ZM186 124H187V122H186ZM195 124V125H196ZM199 124H198V126H199ZM223 124H221V127H222V125ZM243 124V123H242ZM250 124V123H249ZM253 124H254V121H253ZM261 124V123H260ZM22 125V124H21ZM26 125V124H25ZM24 124L22 125V126H20V128H18V129H16V132H21L22 131V134H24L23 133V128H26V127H23V126H25ZM114 125V126H115ZM168 125V126H167ZM169 125H171L172 127H170ZM194 125V126H195ZM244 125V124H243ZM247 125V124H246ZM251 125V124H250ZM256 124H254V126H255ZM66 126V127H65ZM117 126V125H116ZM115 126V127H116ZM187 126H191V125H187ZM186 126V127H187ZM193 126V127H194ZM197 126V125H196ZM195 126V127H196ZM240 126V125H239ZM248 126V125H247ZM260 126V125H259ZM258 126V127H259ZM64 127H65V129H64ZM112 127H113V129H112ZM184 127H185V125H184ZM219 127V126H218ZM220 127V128H221ZM223 127H226V126H224L223 125ZM241 127H243L242 125H241ZM130 128V129H129ZM219 128V129H220ZM249 128V127H248ZM247 128V129H248ZM254 127L252 126V129H253ZM261 128V127H260ZM107 128H106V130H108ZM186 129H188V131L186 132L185 130ZM196 129V130H195ZM218 129V130H219ZM240 129V128H239ZM244 129V128H243ZM247 129H246V131H247ZM251 129V128H250ZM109 130V131H110ZM115 130H116V128H115ZM218 130H214V131H216V133L218 132ZM223 130V129H222ZM236 130H237V128L235 129V132H236ZM255 130V129H254ZM253 130V131H254ZM25 131H27V129L25 130ZM58 131H62V132H64L63 134V136H55V134H56V132H58ZM209 131H211V130H209ZM208 131V132H209ZM213 131V132H214ZM220 131V130H219ZM226 131V130H225ZM237 131H240V130H237ZM251 131V130H250ZM253 131H251V132H249V133H252ZM255 131H257V129L255 130ZM61 132V133H62ZM223 132V131H222ZM233 132V131H232ZM242 132V131H241ZM262 132H264V131H262ZM60 133V132H59ZM207 133V132H206ZM221 133V132H220ZM224 133V132H223ZM234 133V132H233ZM239 133V132H238ZM258 133H260V131L258 132ZM208 134H210V133H208ZM212 134V133H211ZM230 134V133H229ZM232 134V133H231ZM230 134V135H231ZM237 134V133H236ZM264 134V133H263ZM12 135H14V132H9V136L10 137H12ZM128 135V136H129ZM217 135H219V133L217 134ZM216 135V136H217ZM246 135V134H245ZM250 135V134H249ZM260 135H261V133H260ZM22 136V135H21ZM21 136H20V138H21ZM129 136V138L128 139H131L129 142H131L133 139H132V137H130ZM213 136V135H212ZM215 136V135H214ZM228 136V135H227ZM233 136V135H232ZM236 136V135H235ZM251 136V135H250ZM24 137H25V135H24ZM228 137H230V136H228ZM242 137V136H241ZM253 137L255 138V136H252V138L250 139V140H253ZM20 138H19V140H20ZM87 138V139H86ZM208 138V137H207ZM216 138V137H215ZM224 138H225V134H224ZM230 138H232V137H230ZM234 138V137H233ZM232 138V139H233ZM247 138V137H246ZM25 139V141H26V138H24ZM84 139H86V141L84 140ZM114 139V138H113ZM110 140L111 142L112 141H116L115 139L114 140ZM135 139V138H134ZM161 139L163 140V141H161ZM167 139V140H166ZM205 139H206V137H205ZM213 139H214V137H213ZM219 139V138H218ZM234 139H236V138H234ZM256 139V138H255ZM258 139V138H257ZM18 140V139H17ZM18 140V141H19ZM36 140V139H35ZM135 140H138V139H135ZM141 140V139H140ZM139 140V141H140ZM203 140V139H202ZM212 140V139H211ZM222 140V139H221ZM228 140H230V139H227V141ZM237 140V139H236ZM250 140H248V141H250ZM18 141H15V139L14 140H11V139H9L8 141H6V142H4L3 141V138H2V136H1V131H0V155L2 156V157H4V158H6V156H7V154H9V153H11V152H13V153H15L16 154V150H18V149H15V148H17V147H15V145H16V142H18ZM21 141V140H20ZM19 141V142H20ZM37 141H39V139L37 140ZM109 141V143H111ZM208 141H209V139H208ZM214 141L215 140H213V145H214ZM226 141V142H227ZM233 141V140H232ZM22 142L24 143V141L22 140ZM123 142H125V141H123ZM155 142V143H154ZM166 145L167 143H170L167 147L163 144V143ZM218 142V141H217ZM237 142H239V141H237ZM245 142V141H244ZM252 142V141H251ZM251 142H248V143H250L251 144ZM87 144L88 143H90L89 141L88 142H86ZM86 143H84V146L85 145H87ZM92 143V142H91ZM105 143H107L106 141H105ZM113 143V142H112ZM112 143H111V145H112ZM132 143V142H131ZM136 143V142H135ZM134 143V144H135ZM230 143H231V141H230ZM236 143V142H235ZM234 143V144H235ZM243 143V142H242ZM95 144V143H94ZM116 143H114V145H115ZM137 144V143H136ZM202 144H204V142L202 143ZM210 144V143H209ZM226 144H228V143H226ZM249 144V145H250ZM255 144V143H254ZM19 145V144H18ZM23 146V144L22 143H20V146ZM77 145V146H76ZM92 145H93V143H92ZM107 145H108V143H107ZM131 145V144H130ZM163 145L166 147H163ZM194 145V144H193ZM192 145V146H193ZM197 145V144H196ZM196 145L194 146V147H196ZM206 145V144H205ZM211 145H212V143H211ZM231 145V144H230ZM248 144H244L243 143V145H242V147H241V149H243L245 146H249ZM252 145V144H251ZM258 145V144H257ZM262 146H263V144H261ZM21 146V147H22ZM24 146H25V144H24ZM89 146H91V145H89ZM89 146H87V147H89ZM99 146V145H98ZM97 146V147H98ZM101 146V145H100ZM116 146V145H115ZM140 146V145H139ZM180 146V147H179ZM181 146H183V147H181ZM201 146V145H200ZM204 146V145H203ZM203 146H202V148H203ZM219 146H220V144H219ZM261 146V147H262ZM15 147V148H14ZM19 147V146H18ZM21 147H19V151H22V150H20V148ZM86 147V148H87ZM102 147V146H101ZM114 147V146H113ZM159 147H163L162 149L163 150H161V149H159ZM187 147V148H188ZM214 147V146H213ZM217 147H218V145H217ZM217 147H215V148H217ZM223 147V146H222ZM226 147V146H225ZM225 147H224V149H225ZM12 148H14L15 150L14 151H12ZM65 148V149H66ZM70 147H68V150L70 151V149H71ZM93 148L96 150V149H99V147L98 148H95V146L93 145ZM108 148H110V147H107V149ZM115 148V147H114ZM132 148V147H131ZM175 148V149H174ZM198 147H196V149H197ZM212 148V147H211ZM239 148V147H238ZM260 148V147H259ZM22 149V148H21ZM94 149H93V151H94ZM101 149V148H100ZM110 149H112V147L110 148ZM109 149V150H110ZM116 149V148H115ZM153 149V148H152ZM151 149V150H152ZM159 149V150H158ZM179 149H181V151L179 150ZM192 149V148H191ZM218 149V148H217ZM223 149V150H224ZM229 149V148H228ZM232 149H234V147H232ZM236 149V148H235ZM234 149V150H235ZM254 149H255V147H254ZM261 149V148H260ZM263 149V148H262ZM23 150H24V148H23ZM72 150H74V148L72 149ZM91 150H92V148H91ZM105 150H106V148H105ZM121 150V149H120ZM120 150H118V151H120ZM126 150V149H125ZM135 150V149H134ZM137 150V149H136ZM154 150V149H153ZM152 150V153L155 151H153ZM161 150V151H160ZM190 150V149H189ZM208 150V149H207ZM245 150H247V152H248V150H249V147L248 148H246ZM18 151V152H19ZM92 151V152H93ZM97 151H99V150H97ZM97 151H95V154H96V152ZM111 151V150H110ZM113 151V150H112ZM115 151V150H114ZM122 151V150H121ZM123 151H124V149H123ZM142 151V153L144 154V152ZM150 151V150H149ZM179 151V152H178ZM191 151V150H190ZM209 151V150H208ZM250 151H252V150H250ZM249 151V152H250ZM256 151V150H255ZM254 151V152H255ZM260 151V150H259ZM107 152V151H106ZM135 152V151H134ZM182 152V153H183ZM205 152H206V149H205ZM237 152V151H236ZM239 152V151H238ZM248 152V153H249ZM257 152H258V150H257ZM260 152H262L263 153V151L261 150ZM259 152V153H260ZM20 153V152H19ZM108 153V152H107ZM119 153V152H118ZM121 153V152H120ZM119 153V154H120ZM128 153V152H127ZM136 153V152H135ZM173 153L175 154V155H173ZM183 153V154H184ZM200 153H201V151H200ZM199 153V154H200ZM214 153V152H213ZM221 153H222V151H221ZM226 153V152H225ZM225 153H224V155H225ZM241 153H243V151H241ZM245 153V152H244ZM252 154H253V152H251ZM259 153H257V154H259ZM261 153V154H262ZM18 154V153H17ZM111 154V153H110ZM116 154V153H115ZM124 154V153H123ZM125 154H126V152H125ZM133 154V153H132ZM131 154V155H132ZM141 154V153H140ZM145 154H147V152L145 153ZM156 154V153H155ZM154 154V155H155ZM158 154H160V153H158ZM158 154H156V155H158ZM162 154V153H161ZM181 154V153H180ZM204 155H205V153H203ZM239 154V153H238ZM247 154V153H246ZM250 154V153H249ZM93 155V154H92ZM102 155V154H101ZM108 155V154H107ZM106 155V156H107ZM112 155V154H111ZM130 155V154H129ZM137 155H138V152H137ZM163 155V154H162ZM161 155V156H162ZM182 155V154H181ZM198 155V154H197ZM201 155V154H200ZM203 155V156H204ZM206 155H210V154H206ZM218 155V154H217ZM217 155H214V157L215 156H217ZM230 155V154H229ZM232 155H234V154H232ZM240 155H242V154H240ZM254 155V154H253ZM0 156V157H1ZM97 156V155H96ZM103 156V155H102ZM105 156V157H106ZM110 156V155H109ZM113 156V155H112ZM112 156H110L109 158L111 159V157ZM132 156H134V155H132ZM139 156V155H138ZM144 156V155H143ZM142 156V157H143ZM152 157H153V155H151ZM169 156H170V158H169ZM175 156V157H176ZM221 156V155H220ZM231 156V155H230ZM8 157H10L9 155H8ZM92 157V156H91ZM94 157V156H93ZM100 157V156H99ZM104 157V156H103ZM108 157V156H107ZM114 157H115V155H114ZM122 157H123V155H122ZM121 157V158H122ZM160 157V156H159ZM165 157V158H166ZM175 157H172V159L173 158H175ZM178 157H180V155L178 156ZM192 157V156H191ZM202 157V156H201ZM213 157V156H212ZM227 157H228V154H227ZM232 157V156H231ZM89 158V157H88ZM102 158V157H101ZM116 158H118V157H116ZM140 158V157H139ZM145 158V157H144ZM148 158V157H147ZM164 158V157H163ZM207 158H210V157H207ZM220 158V157H219ZM228 158H230V157H228ZM252 158H253V156H252ZM113 159V158H112ZM126 159V158H125ZM133 159H134V157H133ZM137 159V158H136ZM143 159V158H142ZM149 159V158H148ZM178 159V158H177ZM183 159V158H182ZM185 160L187 159V158H184ZM254 159V158H253ZM88 160V159H87ZM100 160V159H99ZM130 160V159H129ZM128 160V161H129ZM144 160V159H143ZM159 160V159H158ZM164 160V159H163ZM162 160V161H163ZM174 160V159H173ZM176 160V159H175ZM195 161H196V159H194ZM198 160V159H197ZM222 160H224V159H222ZM233 160V159H232ZM153 161V160H152ZM161 161V160H160ZM165 161V160H164ZM169 161V160H168ZM190 161V160H189ZM199 161H201V160H199ZM132 162V161H131ZM145 162H147V161H145ZM156 162H158V161H156ZM173 162V161H172ZM191 162V161H190ZM198 162V161H197ZM224 162H226V161H224ZM3 163V162H2ZM87 163V162H86ZM89 163V162H88ZM91 163H92V161H91ZM153 163H154V161H153ZM169 163V162H168ZM171 163V162H170ZM175 163V162H174ZM252 163H253V161H252ZM255 163V162H254ZM4 164H6V163H4ZM100 164H102V163H100ZM128 164V163H127ZM158 164V163H157ZM162 163H160V165H161ZM187 164H188V162H187ZM186 164V165H187ZM197 163H195L194 165H196ZM1 166H3L2 164H0ZM87 165V164H86ZM91 165V164H90ZM156 165V164H155ZM159 165V164H158ZM185 165V164H184ZM193 165V166H194ZM83 166H85V165H83ZM82 166V167H83ZM105 166V165H104ZM190 166V165H189ZM197 166V165H196ZM196 166L194 167V168H196ZM198 166H199V164H198ZM202 167H203V165H201ZM92 167H93V165H92ZM130 167V166H129ZM183 167H187V166H183ZM191 167V166H190ZM102 168V167H101ZM100 168V169H101ZM192 168V167H191ZM208 168V167H207ZM206 168V169H207ZM244 168V167H243ZM77 169H78V167H77ZM104 169V168H103ZM106 169V168H105ZM185 169V168H184ZM189 169V168H188ZM196 169H198V168H196ZM205 169V168H204ZM248 169V168H247ZM256 169V168H255ZM259 169V168H258ZM156 170V169H155ZM190 170V169H189ZM202 170H203V168H202ZM233 170V169H232ZM236 170V169H235ZM235 170L233 171L234 173H236L235 172ZM179 171H180V169H179ZM178 171V172H179ZM185 171V170H184ZM237 171V170H236ZM78 172V171H77ZM193 172V171H192ZM220 172V171H219ZM223 172V171H222ZM226 172V171H225ZM230 172V171H229ZM256 172V171H255ZM187 173V172H186ZM190 173V172H189ZM226 174V175H220V176H216L214 173V177H211L210 179L209 178H207V180L206 181H204L203 183H201V184H199V185H197V186H192V187H190V188H185V187H183L186 191L185 192H183V193H181V190L182 189H180V191L178 192V195H179V199H178V202L179 203H181V204H183L184 206L183 207H185V205H189V206H192V208H194V206L195 207H197L198 209H201V210H205V209H210L212 206H214V204L215 203H217L218 202V200L220 201V198L222 197V196H224V194H227V192H229L230 193V195L231 194H235V192H232V189H231V191H230V189L229 188H233V187H229L231 184L230 183H232V181L234 182V180H235V174ZM239 173V172H238ZM238 173H236L237 175H238ZM244 173V172H243ZM47 174V173H46ZM208 174V173H207ZM225 174V173H224ZM50 175V174H49ZM47 176V175H45V176H42L41 175V177H37V178H29V179H25L24 181H21V179H20V181L21 182H16L17 183V185H18V188H19V191L20 192H23L24 190H26V191H24V193H27L28 191H31V193L33 192V195H35V193L37 194V191L39 190L40 192H42V190L43 191H45L46 190V187H48L49 185V188L51 187V186H53L52 185V180H54V179H56V180H54L53 181V184L55 185V183H56V181H57V177H55L54 179L52 178V177H54V176H52V177H50V176ZM143 175V174H142ZM181 175V174H180ZM186 175V174H185ZM192 175V174H191ZM31 175H29V177H30ZM35 176H37V175H35ZM34 176V177H35ZM39 176V175H38ZM56 176H58V175H56ZM65 176V175H64ZM176 176H178V175H176ZM210 176H212V175H210ZM247 176V175H246ZM257 176V175H256ZM255 175H254V178L256 177ZM27 177V176H26ZM61 177H63V174H62V176ZM66 177V176H65ZM58 178H60V177H58ZM201 178V177H200ZM240 178H244V177H241L240 176ZM240 178H238V177H236V179H240ZM248 178V177H247ZM23 179V178H22ZM85 179V178H84ZM162 179V178H161ZM191 179H192V177H191ZM209 179V180H208ZM190 180V179H189ZM188 180V181H189ZM199 180V179H198ZM240 180H242V179H240ZM247 180H249V179H247ZM59 181H61V180H59ZM89 181V180H88ZM92 182H93V180H91ZM193 181V180H192ZM201 181H203L202 179H201ZM237 181V180H236ZM245 181H246V178H245ZM247 182V181H246ZM16 183H15V185H16ZM193 183V182H192ZM200 183V182H199ZM243 183V182H242ZM248 183V182H247ZM88 184V183H87ZM195 184H197V183H195ZM239 184V183H238ZM251 184V183H250ZM257 184V183H256ZM255 184V185H256ZM236 185V184H235ZM115 186V185H114ZM257 186H259V185H257ZM17 187V186H16ZM243 187H246V186H242V188ZM252 187V186H251ZM256 187V186H255ZM105 188H107V187H105ZM115 187H113V189H114ZM119 188V187H118ZM118 188H116V189H118ZM241 188V187H240ZM257 188V187H256ZM258 188H260V187H258ZM20 189H22L23 191H21ZM48 189V188H47ZM50 189H52V188H50ZM111 189V188H110ZM234 189V188H233ZM245 189V188H244ZM248 189V188H247ZM250 189V188H249ZM28 190V191H27ZM107 190H109L108 188H107ZM254 190H256V189H254ZM254 190H253V192H254ZM49 191V190H48ZM115 191V190H114ZM234 191V190H233ZM236 191H237V189H236ZM239 191L241 192L242 190H238V192L237 193H239ZM257 191V190H256ZM30 193V192H29ZM176 193V192H175ZM242 194V193H241ZM80 195V198H84V195L85 194H83V193H80L79 194ZM228 195V194H227ZM229 195V196H230ZM256 195V194H255ZM260 195V194H259ZM258 195V196H259ZM171 196V195H170ZM174 196V195H173ZM226 196V195H225ZM233 196V195H232ZM241 196V195H240ZM169 197V196H168ZM175 197V196H174ZM252 197V196H251ZM166 198V197H165ZM262 198V197H261ZM224 198H222V200H223ZM228 199H230V198H228ZM233 199V198H232ZM231 199V200H232ZM237 199V198H236ZM257 199V198H256ZM53 204L50 206V207H43V208H41V209H39L38 211H33V212H25V213H20V215L18 214H15V216H9V220H11V222L12 223H14L15 225H14V227L15 228H12V229H7V228H1L0 229V233L1 234H3V233H5L6 231L8 232V231H17V232H19V231H21V229H25L26 227H28V228H31V233L35 236V237H39V239H42L45 235H50L49 234V232L48 231H46V229H47V227H49V226H52V225H54V223H60L61 224V231H62V234L60 235V233L61 232H58V234L60 235V236H62V235H64L63 236V239L65 238V236L67 237V239L69 238V239H74L75 237H77L78 235H77V233H79L78 231L80 230L79 229V227H81V225H82V222L83 221H85L86 219H89L90 217H92L93 215L91 214L92 212H93V209H92V212L91 213H89V210H90V208H89V210L88 211H86L85 209H83L84 207H86V206H84V207H82V208H80L79 206H76V205H79V203L78 204H72V203H70V204H65V205H63V207H61L62 206V204L61 203H63L62 202V200H61V198H60V194H57L56 192L55 193H53ZM136 200V199H135ZM134 199H133V201H135ZM142 200V199H141ZM171 200V199H170ZM221 200V201H222ZM243 200V199H242ZM70 201V200H69ZM74 201V200H73ZM78 201V200H77ZM116 201V200H115ZM124 201V200H123ZM138 201V200H137ZM144 201V200H143ZM162 201V200H161ZM164 201V200H163ZM169 201V200H168ZM220 201V202H221ZM227 201V200H226ZM233 201V200H232ZM251 201V200H250ZM75 202V201H74ZM119 202V201H118ZM121 202V201H120ZM219 202V203H220ZM225 202V201H224ZM229 202V201H228ZM235 202H236V200H235ZM242 202V201H241ZM258 202V201H257ZM66 203V202H65ZM140 203V202H139ZM163 203V202H162ZM172 203H173V200H172ZM176 203V202H175ZM218 203V204H219ZM229 203H231V202H229ZM60 204H61V206H60ZM64 204V203H63ZM111 204H113V203H111ZM117 204V203H116ZM118 204H120V203H118ZM143 204V203H142ZM160 204V203H159ZM166 204H168V203H166ZM165 204V205H166ZM170 204V203H169ZM224 205H225V203H223ZM114 205V204H113ZM141 205V203L139 204V206ZM164 205V206H165ZM176 204H170L169 206H165V211H163V213L161 214V215H159V223L160 224H162V225H165V227H167V226H169V225H171L172 223H175L176 221H178L179 219L181 220L182 218H186V217H188L189 215H190V211H189V209H188V211H186L187 209H185V211L186 212H188V213H186L185 211H184V213H182L181 211L184 209V208H182V210L180 209V213L181 214H176L175 212V208H177L176 206H180V205H176ZM217 205V204H216ZM221 205V204H220ZM235 205V204H234ZM233 205V206H234ZM82 206V205H81ZM115 206H117V205H115ZM223 206V205H222ZM232 206V207H233ZM112 207H114V206H112ZM135 207V206H134ZM182 207V206H181ZM187 208H188V206H186ZM185 207V208H186ZM91 208H93V207H91ZM97 208V207H96ZM133 208V207H132ZM132 208H130L131 210H132ZM213 208V207H212ZM231 208V207H230ZM234 208V207H233ZM232 208V209H233ZM86 209H87V207H86ZM126 209V208H125ZM152 209L153 208H151L150 209V207H149V205L148 206H145V204H144V206L143 207H138V205H137V209H136V211H144L143 212V219L140 217V219H142V221L141 222H149V221H153V219H154V221L156 220L155 219V217L154 216H152V214H151V211H152ZM96 210H98V209H96ZM100 210H102V209H100ZM129 210V209H128ZM127 210V211H128ZM177 210V209H176ZM8 211V208H7V206H5V205H3V206H1L0 207V214L1 215H3V214H5V213H8L7 212ZM91 211V210H90ZM103 211V210H102ZM141 211V212H142ZM96 212V211H95ZM99 212V211H98ZM104 212H106V211H104ZM103 212V213H104ZM116 212V211H115ZM120 212V211H119ZM131 212H133V211H131ZM179 212V210H177V213ZM219 212H221V211H219ZM225 212H228V211H224L223 213H225ZM122 213V212H121ZM136 213V212H135ZM134 213V214H135ZM140 213V212H139ZM138 213V214H139ZM191 213L193 214V211H191ZM204 213V212H203ZM91 214V215H90ZM97 214H99V213H97ZM102 214V213H101ZM108 214V213H107ZM116 214V213H115ZM122 214H124V212L122 213ZM122 214H121V216H122ZM129 214V213H128ZM133 214V215H134ZM189 214V215H188ZM191 214V215H192ZM195 214V213H194ZM220 214V213H219ZM219 214H217V215H219ZM94 215H95V213H94ZM140 215V214H139ZM138 215V216H139ZM213 215H216V213H214ZM98 216V215H97ZM99 216H101V215H99ZM109 216V215H108ZM117 216V215H116ZM135 216V215H134ZM193 216L194 215H192V219H193ZM219 216H222V213H221V215H219ZM218 216V217H219ZM123 217V216H122ZM126 217V216H125ZM214 217V216H213ZM217 217V216H216ZM100 218V217H99ZM98 218V219H99ZM102 218H104L102 221H99V220H97L98 222H100V223H97V224H105L106 222H105V215H104V217H102ZM101 218V219H102ZM111 218V217H110ZM120 218V217H119ZM133 218V217H132ZM135 218V217H134ZM134 218H133V220H134ZM157 218V217H156ZM190 218V217H189ZM196 218V217H195ZM100 219V220H101ZM108 219V218H107ZM137 219V218H136ZM110 220V219H109ZM113 220V219H112ZM119 220V219H118ZM117 220V221H118ZM144 220V221H143ZM188 220V219H187ZM96 221V222H97ZM110 222H112V221H110ZM157 222H158V219H157ZM108 224H109V222H107ZM106 223V224H107ZM134 223V222H133ZM139 223V222H138ZM177 223V222H176ZM157 224V223H156ZM112 225V224H111ZM141 226H143L142 225V223L140 224ZM100 226V225H99ZM105 226V225H104ZM103 226V227H104ZM106 226H108V225H106ZM133 226V225H132ZM146 226V225H145ZM144 226V227H145ZM1 227V226H0ZM102 227V228H103ZM95 229H98V228H95ZM104 230V229H103ZM93 231V230H92ZM92 231H88V232H92ZM81 232V231H80ZM87 232V233H88ZM166 232H171L168 228H165V229H162V233H166ZM22 235V234H21ZM56 235H57V233H56ZM79 236H81V235H79ZM49 237V236H48ZM58 237V236H57ZM58 238H60V237H58ZM79 238V237H78ZM44 239V238H43ZM47 239V238H46ZM45 239V240H46ZM52 239V238H51ZM55 239V238H54ZM44 240V241H45ZM157 240H153V241H151V242H146V244H153V243H155ZM160 248H164V247H166V246H163V245H161V246H159ZM167 249H169V251L171 252V262H173V264H190V263H186V261H184V260H182L180 263H178V261H177V258H182V259H184L185 257L183 256V255H180L181 254V252H182V250L185 248V247H178V248H175V247H172V246H168V247H166ZM200 249H204V247H199ZM214 251V250H213ZM225 251V250H224ZM177 253L178 255L177 256H175V255H173V253ZM188 256V255H187ZM212 256H215V255H212ZM217 256V255H216ZM225 256V255H224ZM196 257V256H195ZM202 256H200V258H201ZM210 258V257H209ZM218 258V257H217ZM207 259V258H206ZM211 259V258H210ZM197 260V259H196ZM195 260V261H196ZM199 260V259H198ZM249 259L245 256V257H243L242 259H240V260H238L235 264H256V263H252L250 260V262L248 261ZM194 261V262H195ZM151 263V262H150ZM200 263V262H199ZM198 263V264H199ZM33 264V263H32ZM196 264V263H195Z\"/></svg>","mask_w":264,"mask_h":264},{"label":"water","instance_id":"3","mask_svg":"<svg viewBox=\"0 0 264 264\" xmlns=\"http://www.w3.org/2000/svg\"><path fill=\"white\" fill-rule=\"evenodd\" d=\"M163 234V233H162ZM157 242V241H156ZM257 243V242H256ZM254 244L255 245V247H252V248H250V249H257V250H262L263 248H264V237L262 238V239H260L259 240V242H258V244ZM154 244L155 243H153V244H142L141 242H138V243H134L133 245H132V247L133 248H137V250L138 249H149V248H152L153 246H154ZM118 250L120 251V252H118V253H122V250H121V248L119 247L118 248ZM115 253V252H114ZM184 255H186L185 256V258H184V261H186V263L188 262V261H192V262H190V264H194V259L193 260H190V256L188 257L187 256V254L188 253H190V251H188V250H185L184 252ZM7 254H8V251L5 249V248H2V247H0V256H3L4 255V257L5 256H7ZM175 254V256H177L178 254L175 252V253H173V255ZM190 255H191V253H190ZM122 257V256H121ZM3 259H5V258H3Z\"/></svg>","mask_w":264,"mask_h":264}]
</instances>
